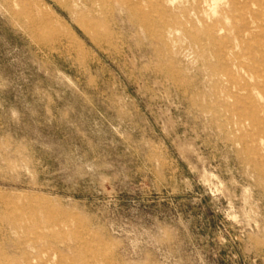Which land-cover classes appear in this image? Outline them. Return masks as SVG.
Returning a JSON list of instances; mask_svg holds the SVG:
<instances>
[{
    "label": "rangeland",
    "instance_id": "rangeland-1",
    "mask_svg": "<svg viewBox=\"0 0 264 264\" xmlns=\"http://www.w3.org/2000/svg\"><path fill=\"white\" fill-rule=\"evenodd\" d=\"M0 264H264V0H0Z\"/></svg>",
    "mask_w": 264,
    "mask_h": 264
},
{
    "label": "bare ground",
    "instance_id": "bare-ground-1",
    "mask_svg": "<svg viewBox=\"0 0 264 264\" xmlns=\"http://www.w3.org/2000/svg\"><path fill=\"white\" fill-rule=\"evenodd\" d=\"M246 1V0H245ZM238 8V7H237ZM239 9V8H238ZM263 22V21H262ZM83 25L88 28V30H90V32L92 33V36L94 38V40H98L99 36L98 33H96V31H94V27L96 26V23L90 19V18H86L83 20ZM262 27V26H261ZM94 31V32H93ZM249 31V30H248ZM261 33V32H260ZM259 37V36H258ZM254 48V47H253ZM242 111V110H241ZM240 111V112H241ZM252 128V127H251ZM249 145V144H248ZM259 148V147H258ZM262 154V153H261ZM2 248V247H1Z\"/></svg>",
    "mask_w": 264,
    "mask_h": 264
}]
</instances>
